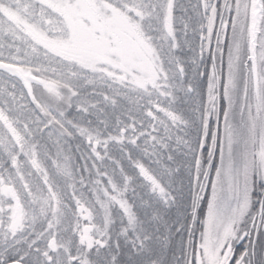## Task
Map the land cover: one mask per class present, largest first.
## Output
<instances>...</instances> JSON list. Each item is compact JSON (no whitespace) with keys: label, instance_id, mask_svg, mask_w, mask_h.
Wrapping results in <instances>:
<instances>
[{"label":"snow or ice","instance_id":"6c2138e0","mask_svg":"<svg viewBox=\"0 0 264 264\" xmlns=\"http://www.w3.org/2000/svg\"><path fill=\"white\" fill-rule=\"evenodd\" d=\"M0 264H264V0H0Z\"/></svg>","mask_w":264,"mask_h":264}]
</instances>
